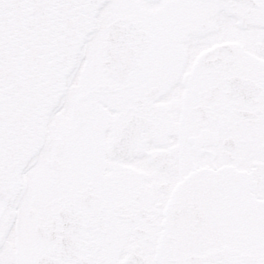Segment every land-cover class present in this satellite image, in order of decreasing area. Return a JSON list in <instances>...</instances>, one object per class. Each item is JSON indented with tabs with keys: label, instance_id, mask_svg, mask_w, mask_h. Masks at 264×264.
Listing matches in <instances>:
<instances>
[{
	"label": "snow or ice",
	"instance_id": "obj_1",
	"mask_svg": "<svg viewBox=\"0 0 264 264\" xmlns=\"http://www.w3.org/2000/svg\"><path fill=\"white\" fill-rule=\"evenodd\" d=\"M0 264H264V0H0Z\"/></svg>",
	"mask_w": 264,
	"mask_h": 264
}]
</instances>
